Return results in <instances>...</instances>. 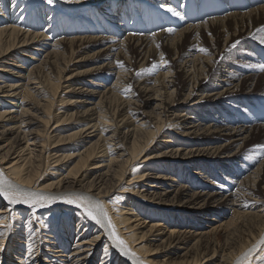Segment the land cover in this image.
I'll use <instances>...</instances> for the list:
<instances>
[{"label": "bare ground", "instance_id": "obj_1", "mask_svg": "<svg viewBox=\"0 0 264 264\" xmlns=\"http://www.w3.org/2000/svg\"><path fill=\"white\" fill-rule=\"evenodd\" d=\"M41 1L0 0V181L55 199L0 197V264H264V0Z\"/></svg>", "mask_w": 264, "mask_h": 264}, {"label": "rangeland", "instance_id": "obj_2", "mask_svg": "<svg viewBox=\"0 0 264 264\" xmlns=\"http://www.w3.org/2000/svg\"><path fill=\"white\" fill-rule=\"evenodd\" d=\"M37 1V2H36ZM239 1V6H243V4L245 3V0H238ZM33 6L31 7V10L38 6L39 4H43L41 0H35V5L34 3H32ZM222 4V3H221ZM39 5V6H40ZM236 7H238L236 4H235ZM59 11V10H58ZM62 12L64 13V11L62 10ZM264 36V34L262 35ZM249 45L251 47H254L253 49V52L251 51H247V53L256 61V62H259L260 65H263L264 67V46L261 45V44H258V43H249ZM242 97L245 98L248 102H247V106L248 108H244L242 105H240L241 107V113L254 119V120H264V88L263 86L259 89V91H255V92H251L247 95H244L242 94ZM233 107V106H232ZM220 110L223 117H222V120L223 119H226L227 115L232 113L233 116L232 117H235L241 113H239L238 110H229L227 109L226 107H223L222 106V103L221 102H217L215 104V110ZM262 198L264 199V192H263V196ZM218 220V222L216 221ZM216 220H214L213 218H195V219H189L187 218L185 220V222L182 224V221L177 217L174 218V221L175 223L174 224H178L180 223L182 225V227H192L193 226V229L192 231L194 230H197L198 232H201L203 230L204 233H209V235H213L214 232L216 234L220 233L221 231L222 232H226L224 230L225 227H224V221H226V219H223V218H216ZM189 222V223H188ZM178 226V225H177ZM181 227V226H180ZM181 232L184 231V228H181L180 229ZM214 230V231H213Z\"/></svg>", "mask_w": 264, "mask_h": 264}, {"label": "snow or ice", "instance_id": "obj_3", "mask_svg": "<svg viewBox=\"0 0 264 264\" xmlns=\"http://www.w3.org/2000/svg\"><path fill=\"white\" fill-rule=\"evenodd\" d=\"M47 2L52 3L53 0H47ZM168 11H172V9L169 8ZM174 14L179 15V13H174ZM165 31L171 32L173 30L166 29ZM233 47H235V44L233 45ZM200 51L206 52L207 50L201 48ZM118 65L121 67L123 66L121 62H118ZM129 90H131V86H129ZM0 197H3L10 204H23V205H27L29 208H33L36 206L44 207L47 204L54 202L55 199L45 193L20 189L15 185L7 184L2 181H0ZM63 202L67 204L76 203L77 207H84L86 215L89 216L91 219L96 220L97 223H99L100 221L94 209L99 210L101 215L106 216V214L102 212V209H100L98 203H94L91 205L85 204L83 203V197L79 195L69 196V198L64 199ZM114 239H116L117 245L121 247L122 251H124V253L127 254V249L124 246V242L120 240L118 237H115V235H114ZM261 243H264V239H262Z\"/></svg>", "mask_w": 264, "mask_h": 264}]
</instances>
